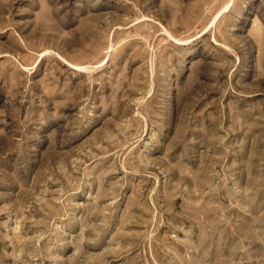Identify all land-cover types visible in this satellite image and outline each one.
Listing matches in <instances>:
<instances>
[{"label":"rangeland","instance_id":"374dc122","mask_svg":"<svg viewBox=\"0 0 264 264\" xmlns=\"http://www.w3.org/2000/svg\"><path fill=\"white\" fill-rule=\"evenodd\" d=\"M0 264H264V0H0Z\"/></svg>","mask_w":264,"mask_h":264},{"label":"bare ground","instance_id":"6f19581e","mask_svg":"<svg viewBox=\"0 0 264 264\" xmlns=\"http://www.w3.org/2000/svg\"><path fill=\"white\" fill-rule=\"evenodd\" d=\"M109 50H107V52H108ZM39 55H41V54H39Z\"/></svg>","mask_w":264,"mask_h":264}]
</instances>
